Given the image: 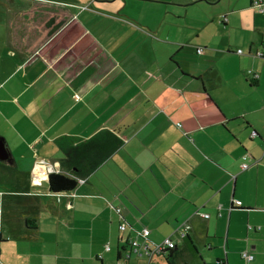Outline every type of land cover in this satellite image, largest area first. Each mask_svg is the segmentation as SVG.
I'll list each match as a JSON object with an SVG mask.
<instances>
[{
	"label": "crops",
	"instance_id": "0c3cea01",
	"mask_svg": "<svg viewBox=\"0 0 264 264\" xmlns=\"http://www.w3.org/2000/svg\"><path fill=\"white\" fill-rule=\"evenodd\" d=\"M255 1L219 0L216 44L192 39L190 23L160 7L134 17L122 0H0L9 152L0 160V264H25L16 257L24 241L65 230L90 246L101 235L102 262L114 243L120 264L138 232L149 228L159 243L186 221L189 235L174 234L176 249L154 264H264V5ZM104 128L123 145L74 190L51 193L49 176L33 180L41 160L69 174L58 138Z\"/></svg>",
	"mask_w": 264,
	"mask_h": 264
},
{
	"label": "rangeland",
	"instance_id": "374dc122",
	"mask_svg": "<svg viewBox=\"0 0 264 264\" xmlns=\"http://www.w3.org/2000/svg\"><path fill=\"white\" fill-rule=\"evenodd\" d=\"M128 2V8L132 12V16H140L139 12H143L146 6L160 7L163 10L168 9V14H175L174 21H179V15L183 17L192 27V39H202L212 43H219V0H122ZM142 2V3H140ZM151 4V5H148ZM189 4V5H187ZM148 7V8H149ZM227 10L229 6L225 4ZM147 8V9H148ZM6 11V10H5ZM180 11L179 13H177ZM166 12V11H165ZM186 12L188 15L186 16ZM147 13V12H145ZM136 14V15H135ZM4 16V13H2ZM147 17L153 16V14L145 15ZM200 33L197 36L196 31ZM212 37H216V40H212ZM194 49L192 57L198 55ZM46 188V187H45ZM51 196V194H50ZM48 195H42L39 197L42 201L50 202L51 197ZM62 195L56 199L61 201ZM66 231V230H65ZM63 235L59 233L58 236L52 234L49 236L47 231V241L42 239L41 235L37 240H26V254L20 255L16 248V257L22 259L25 264H118L116 260V248L115 244H112L113 250L105 253L104 261L102 262L97 258V255L103 251L100 248L102 244L101 235L96 236V243L94 246H90L84 238L85 235L67 233ZM61 237L60 241L59 238ZM31 241V242H29ZM1 255V254H0ZM133 256V264L137 262V259ZM131 262V261H130Z\"/></svg>",
	"mask_w": 264,
	"mask_h": 264
},
{
	"label": "trees",
	"instance_id": "16d2710c",
	"mask_svg": "<svg viewBox=\"0 0 264 264\" xmlns=\"http://www.w3.org/2000/svg\"><path fill=\"white\" fill-rule=\"evenodd\" d=\"M57 144L63 152L61 166L69 174L51 172L48 180L51 193L74 190L78 185L77 178L85 179L96 171L123 145V140L115 131L104 128L86 140L62 136L57 139Z\"/></svg>",
	"mask_w": 264,
	"mask_h": 264
},
{
	"label": "built area",
	"instance_id": "2783aa9c",
	"mask_svg": "<svg viewBox=\"0 0 264 264\" xmlns=\"http://www.w3.org/2000/svg\"><path fill=\"white\" fill-rule=\"evenodd\" d=\"M255 5L259 6L260 9H262V6L264 5V1H255ZM204 51V48H198L197 52L202 53ZM256 55L258 56H264V52H257ZM254 78H258V74H253ZM255 135V134H253ZM247 158V157H245ZM249 167L248 162H244L242 164V169H247ZM58 165L57 164H51L47 162L46 160L39 161L34 170V181H41L43 179L48 178V176L51 174V172H58ZM79 181H85L84 178H77ZM235 204L241 205L242 202L237 200ZM202 217L208 218L209 214L204 212H198ZM221 215V213H220ZM2 216V209L0 208V220ZM122 230H125L127 228L126 224H122L120 226ZM1 229V225H0ZM191 230V224L189 222L181 223L173 232V234L167 236L163 241L159 243H153L149 241V236L151 234V230L149 228H145L143 231L138 232V236L136 238H131L129 241L130 250L126 254L128 257L124 262H120V264H130L129 258L132 255H136L137 258L141 259L144 258L145 260H142L141 262H138L137 264H154V258L157 255L168 253L169 250H172L177 247L176 238L174 237L176 234L180 237H187L189 235V232ZM107 250L111 249V246L108 244L106 247ZM243 257L247 260L251 259V256L248 254V252L243 253Z\"/></svg>",
	"mask_w": 264,
	"mask_h": 264
},
{
	"label": "water",
	"instance_id": "95a60500",
	"mask_svg": "<svg viewBox=\"0 0 264 264\" xmlns=\"http://www.w3.org/2000/svg\"><path fill=\"white\" fill-rule=\"evenodd\" d=\"M0 160L1 161L9 160V152L5 145V141L2 138H0Z\"/></svg>",
	"mask_w": 264,
	"mask_h": 264
}]
</instances>
